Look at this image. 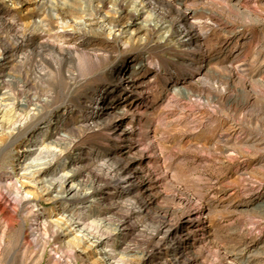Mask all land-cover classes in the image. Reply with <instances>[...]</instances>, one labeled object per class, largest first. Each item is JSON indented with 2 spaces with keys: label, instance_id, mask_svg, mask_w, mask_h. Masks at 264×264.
I'll use <instances>...</instances> for the list:
<instances>
[{
  "label": "rangeland",
  "instance_id": "1",
  "mask_svg": "<svg viewBox=\"0 0 264 264\" xmlns=\"http://www.w3.org/2000/svg\"><path fill=\"white\" fill-rule=\"evenodd\" d=\"M26 2L21 7L14 6L9 0H0V48L2 38L14 35L11 24L17 19L20 30L34 31L37 37H43L41 41L44 44H49L37 49L38 52L33 51L31 59L27 61L17 58L9 66L0 67L6 71L0 83V97L11 108L0 130V181L5 176L14 175L15 171L29 169L31 166L28 168V165L34 162L51 160V156L46 158L40 152L24 159L25 150L33 143L16 140L17 136L12 131L15 121L26 116L30 109L39 108L42 114L51 118L53 127L60 121L57 127L59 132L52 135L46 144L48 147H59L62 151L64 149L63 154L52 160L50 165L41 167L54 178H59L65 172L72 174L81 168L84 173L78 174L75 181L86 184L85 187L90 189L92 177L88 170L107 159L120 143L111 138L107 131L85 125L90 113L84 102L91 95L116 83L118 76L113 73L115 67L135 59L143 63L138 77L141 76L144 83L147 81L145 94H135L133 98L140 100L135 102L131 114L123 122L133 120L138 126V133L145 132L143 136H138L140 139L143 137V141L132 150V154L140 155L143 151V165L152 161L151 155H157V175H162L161 170H165L169 176L168 181L160 184L164 194L157 195L158 200L148 209L149 213L146 211L135 216L138 229L126 234L115 231L116 215H105L104 212L119 199L128 203L131 196L128 188L113 186L114 182L110 181L105 203L89 202L79 194L67 203L76 208L92 204L93 218L90 220L102 222L105 219L104 223H109L110 227L104 229V235L112 244L119 246L120 264H157L171 258L172 248L170 244H163L161 249H154L157 239L146 231L153 225L161 208L177 205L169 195H189L191 204L183 206L184 213L190 209H194L196 216L209 213L208 220L202 223L199 230L204 237L202 245L208 254L207 262L264 264V211L260 208V202H255L264 199V84L261 82L264 80V0L188 1V5L197 11L202 34H206L202 48L196 49L197 53L217 59L209 72L191 78V82L184 79L193 69L180 63L182 48L160 43L161 38L156 32L153 36L135 25L131 26L129 33L116 36L98 25H86L91 19L99 22L107 14L110 18L114 17L119 9L118 0H110L102 12L98 10L101 4L99 0ZM63 3L67 4L63 15L64 27L69 30L66 37L54 32L60 26L59 10ZM158 9L165 16L168 15V7L158 5ZM237 34L240 38L236 45L233 38ZM64 41L75 51L74 62L70 65L74 75L73 79H67L55 71V94H52V83H34L31 67L44 58L58 57V53L49 45ZM244 42L245 51L233 66L257 93L256 104L246 108L238 105V101L246 96V92H242L243 83L229 84L228 70L226 64L222 63L228 56L225 52L230 50L229 58H232ZM28 50L31 51V48H26L22 57ZM204 87L206 91H203ZM234 96L235 100H231ZM120 97L122 94L113 101L119 102ZM24 103L29 106L28 109L21 106ZM32 122L33 119L28 124ZM46 122L47 119L34 125L29 137L35 136ZM153 145L158 147V154H153ZM21 160L23 167L18 165ZM0 185L3 186H0V203L9 211L4 213L0 207V264L84 263L74 258L73 248L83 246L74 240L75 234L70 236L73 241L61 252L53 248L52 230L33 228L36 221L35 203L47 215L57 216L54 213L59 211L57 206L63 201L47 198L37 187L30 186L27 190L33 192L36 198L28 202L23 200L25 193L19 194L13 184L3 185L0 182ZM56 194V190L51 192L52 196ZM203 202L210 205L209 210L203 208ZM179 216L172 222L178 223ZM34 232L40 236L51 235L47 237L49 241L28 245L25 239H31ZM89 255L88 263L100 264L94 251Z\"/></svg>",
  "mask_w": 264,
  "mask_h": 264
},
{
  "label": "bare ground",
  "instance_id": "2",
  "mask_svg": "<svg viewBox=\"0 0 264 264\" xmlns=\"http://www.w3.org/2000/svg\"><path fill=\"white\" fill-rule=\"evenodd\" d=\"M9 1H11L14 6L19 5L21 7L27 3L26 0ZM188 1L189 0H177V2L176 0H118L117 4L119 5V9L116 11L114 17L110 18L107 14L101 17L102 19L99 22L91 19L89 23L85 24L89 26L98 25L102 29H108L110 33H113L116 36H122L129 33L131 26L135 25H139V28L145 29V31L147 30L151 34L156 32L161 38L160 43H169L170 46L182 48L180 63L193 69L192 72L188 74V77H185L184 79H190L189 82H191L197 75L209 72L213 68L212 66L217 59L207 58L206 56L197 53V50H200L204 44L203 42L206 34H202L203 31L201 32L200 30L201 21L199 22L197 20V11L188 5ZM44 2L45 0H36V3ZM99 2L101 4L98 6V10L99 12H102V8L106 7L110 0H99ZM66 5V3H63V5L60 6V26H58L56 31L54 30L57 35L65 37L69 34V30L64 27L66 23L63 15L65 14L64 9ZM158 5L168 7L169 11L167 16H165L163 12H159ZM18 21L19 20L17 19L16 22H12L11 24L14 35L11 36V38L1 39L0 67L2 65L9 66L12 62H15L17 58H23L27 61L31 59L33 51L38 52L37 49H42L45 46L47 47L49 44H44L41 41L43 37H37L38 34L34 31L20 30L17 27ZM35 27H37V23L35 24ZM239 36L240 35L237 34L233 38V42H235L236 45L238 44ZM245 45L246 42L238 48L232 58H229L231 56L230 50L227 53L225 52L228 56L226 57V60H223L222 62L223 65L226 64V70H228V83L234 84L239 81L244 85L242 92H246V96L242 101H238V105L242 108L253 106L257 102V93L251 88L248 81L238 75L235 70L236 68L233 66L234 61H236V59H238L245 51ZM49 46L58 53V57H51L52 59L44 58L42 61H37L36 64L31 67V72L34 74V83H52V87L54 88L56 84L55 71H59L67 79L70 77L73 79L72 76L74 74L70 70V65L74 62L75 51L65 41L61 44H50ZM29 47L31 48V51L28 50L22 57V52ZM228 47L229 45L226 46V51ZM142 67L143 63L140 61L138 62L135 59H131L129 63L115 67L113 73L118 76L116 83L106 87L104 91L98 94L91 95L84 102L85 107L89 109L90 113L85 120V125L91 128H96L98 131H107L111 138H115V140H117L116 142L120 143L119 147L115 148L111 155L109 153V156L106 157L107 159L98 166H95L94 168L91 167L90 170H88L90 173L89 175L92 177L90 189L85 187L86 184H78L75 181L78 174L82 175L84 173L81 168L77 169L72 174L65 172L61 174L59 178L52 177V174L50 175L47 170L42 168V165H50L52 160L63 154L64 149L62 151L59 147H48V144H46L47 140L51 138L52 135L59 132V128L57 129V127H59L58 124L60 121L57 123V126L53 127L51 118L48 117L47 114H42L41 109L39 108H32L23 118L14 123L12 121V131L13 134L17 136L16 140H22L26 144L30 142L33 143L30 148L25 150L27 153L26 156H24V159L37 152L44 154V157L46 158L50 156L52 158L51 160L46 159L41 163L38 161L34 162L28 165V168L31 166L29 169L23 168L21 172L15 171L14 175L5 176L0 182L3 185L13 184V187L19 194L22 195V193H25L23 195V200H28V202L35 197L33 192L27 190L30 186L37 187L40 190L39 192L47 196V198L51 199L54 197L59 199V201H63V203L57 206L59 211L54 213V215L57 216H53L52 214L47 215L41 210L39 205L35 203V214H32H34L36 221L33 228H39V230L40 228L44 230H52L51 238L54 239L53 241L55 244L53 248L55 250H60L61 252L65 249V246L70 244V241L72 240L70 239V236L75 234V237H73L75 238L74 240L77 241L78 244H83V246L76 245V247L73 248L75 250L74 258L81 259L84 262L83 264H90L88 263V257L92 251L97 255V260L100 264H120V260H118L120 248L119 246L114 245V243L112 244L110 240L105 237L104 229L110 227L108 225L109 223H104L105 219L102 222L90 220L93 218L91 203V206L81 205L76 208L70 203H67V201H70L74 195L79 194L82 199H89V202L105 203V193L109 190L107 185L110 181L114 182L113 186L122 187L124 189L128 188L127 190L131 193V196L128 197V203L119 199L114 201L106 212H104L105 215L110 213L115 214V220H117L115 231L118 230L119 232H122V234H126L129 232L132 233L138 229V225L135 222L136 219L134 221L135 216L146 211L148 212L151 205L158 200L157 195L164 194L160 189V184H163L169 176L166 174L165 170H161L160 173L162 175H157L155 170L157 167L156 164L159 162L157 155H151L152 161L148 163V165H143V162L141 161V157L144 156L143 151H139L140 155L132 154V150L140 145L139 142L143 141V137L140 139L138 136H143L145 132L144 134L138 133V126L133 120L123 122L125 117H128L131 114V108L135 105V102L140 100L133 98L136 97L135 94L142 96L145 94V83L147 81L144 83L140 78L141 76L138 77L139 71ZM5 72L4 68L0 69V83L4 78ZM261 82L264 84V80ZM183 89L185 90V88ZM52 90H54L52 94H55V88ZM204 90L206 91L205 87L203 88V91ZM119 94H122V97L118 99L119 102L113 101V98ZM235 97L236 96H234V98L231 97V100H235ZM21 106L27 109L29 107L26 103L21 104ZM9 108V105L5 100L0 97V120L2 119L0 122V130L4 127L3 123L7 121L5 118ZM32 119L33 122L28 124L29 120ZM46 119L47 122L38 132L35 133V136L30 138L29 135L32 132V127ZM151 148L153 154H158V147L153 145ZM21 162L22 160L19 161L18 165H22L23 167L24 164ZM59 169L61 168H58V170ZM8 172L12 171L9 170ZM19 184L20 187H18ZM53 190H56L57 194L52 196L51 192ZM169 196L173 201L177 202V205H167L166 207L161 208L153 225H151L146 231L147 234L152 236V238L157 239L154 249H161L163 244L171 245V258L159 261L157 264H215V261L209 263L205 260L206 257H208V254L202 245L204 237L199 233L202 223H205L208 220L209 213L206 214L203 212L196 216L194 214V209H190L187 213H184L182 211L183 206L185 207L191 204L190 196L181 197L176 194ZM255 202L256 204L260 202V208L264 211V199H259ZM124 206L125 209H123ZM0 207L4 213L9 212L6 206L5 208L2 207L1 203ZM203 208L209 210L210 205L203 202ZM177 215H180V221L178 223H173L172 221ZM98 216H101V214ZM37 233L34 232L31 239L24 238L27 240L28 245L32 243L45 244L49 241L48 238L51 235L40 236V234L38 235ZM154 249H152V252ZM72 257L73 255L71 258Z\"/></svg>",
  "mask_w": 264,
  "mask_h": 264
}]
</instances>
